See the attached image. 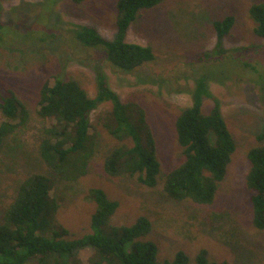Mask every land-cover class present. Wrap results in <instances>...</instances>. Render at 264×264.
I'll use <instances>...</instances> for the list:
<instances>
[{"label":"rangeland","instance_id":"rangeland-1","mask_svg":"<svg viewBox=\"0 0 264 264\" xmlns=\"http://www.w3.org/2000/svg\"><path fill=\"white\" fill-rule=\"evenodd\" d=\"M254 1L258 0H167L145 10L130 26L126 40L153 46L156 59L134 71H123L112 68L102 52L86 47L77 37L81 26L92 25L113 39L117 33L115 0H86L80 5L72 0H0L8 30L0 47V100L12 89L31 111L28 124L0 148V221L19 183L43 170L39 149L43 129L51 121L38 116L34 106L44 79L50 77L53 82L55 75H74L94 97L98 73L103 72L122 100L144 101L166 171L183 152L175 138L176 114L193 104L197 79L208 75L214 97H204L203 108L209 110L214 98L219 99L238 145L213 204L173 200L160 189L143 185L138 175L108 176L104 157L118 141L101 126L86 176L76 182L56 181L55 192L64 198L57 222L77 236L92 233L96 204L89 190L101 187L120 202L115 223L132 224L140 214L153 220L152 238L162 259L183 250L190 258L188 264H196L198 252L207 249L215 262L264 264V232L252 225L246 182L248 150L264 132V38L254 33L255 22L248 14ZM228 15H234L236 22L218 48L213 22ZM111 104L94 110L92 121ZM93 253L91 247L79 250V264H89Z\"/></svg>","mask_w":264,"mask_h":264},{"label":"trees","instance_id":"trees-1","mask_svg":"<svg viewBox=\"0 0 264 264\" xmlns=\"http://www.w3.org/2000/svg\"><path fill=\"white\" fill-rule=\"evenodd\" d=\"M72 1L80 5L86 0ZM165 1L115 0L117 33L113 39L105 38L92 25L81 26L77 37L86 47L102 52L112 68L134 71L155 61L156 51L153 46L128 42V30L145 10ZM248 14L255 22L254 33L264 38V0L252 2ZM235 22L234 15L213 22L218 48H222ZM7 34L0 3V47ZM208 80V75L199 76L193 104L176 114L175 138L183 152L178 163L165 171L156 130L144 101L122 100L103 72L98 73L94 97L74 75H55L53 82L50 77L44 79L34 106L38 116L51 121L43 129L39 149L43 170L30 173L19 183L13 201L4 210L0 221V264H28L33 260L38 264H79L77 254L85 247L94 250L89 264H188L190 258L183 250L173 258H160V247L152 238L154 223L147 214H140L132 224L115 223L120 202L101 187L89 190L96 204L91 218L93 232L77 236L57 222L64 198L55 192V187L58 179L76 182L86 176L97 152L102 126L118 141L104 157L103 169L108 176L138 175L143 185L160 189L173 200L213 204L238 145L219 99L214 98L209 110L203 108L204 97H214ZM106 102H111V107L94 123L91 113ZM30 118L25 101L10 89L0 100V148ZM257 139L258 143L248 150L246 182L252 225L264 232V132ZM196 264L227 263L212 261L209 251L201 249Z\"/></svg>","mask_w":264,"mask_h":264}]
</instances>
